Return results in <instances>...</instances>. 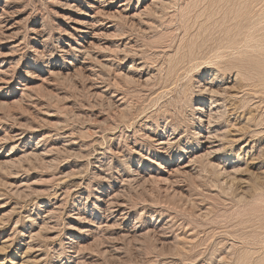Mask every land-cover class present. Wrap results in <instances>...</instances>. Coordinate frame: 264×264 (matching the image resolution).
I'll return each instance as SVG.
<instances>
[{"label":"rangeland","instance_id":"374dc122","mask_svg":"<svg viewBox=\"0 0 264 264\" xmlns=\"http://www.w3.org/2000/svg\"><path fill=\"white\" fill-rule=\"evenodd\" d=\"M0 89V264H264V0H0Z\"/></svg>","mask_w":264,"mask_h":264},{"label":"bare ground","instance_id":"6f19581e","mask_svg":"<svg viewBox=\"0 0 264 264\" xmlns=\"http://www.w3.org/2000/svg\"><path fill=\"white\" fill-rule=\"evenodd\" d=\"M69 1H70V0H69ZM72 1H73V0H72ZM81 12H82V11H81ZM3 14H4V13H3ZM81 14H82V13H81ZM7 18H8V17H7ZM7 18H6V19H7ZM3 20H4V19H3ZM81 20H82V19H81ZM81 20H80V21H81ZM91 20H92V19H91ZM82 21H83V20H82ZM78 22H79V21H78ZM85 22H86V21H85ZM89 22H90V21H89ZM75 23H76V21H75ZM81 23H82V22H81ZM90 23H91V22H90ZM82 24H83V23H82ZM93 25H94V24H93ZM5 26H6V25H5ZM9 27H10V26H9ZM11 27H12V26H11ZM93 27H94V26H93ZM4 29H5V28H4ZM75 29H77V28H75ZM90 29H91V28H90ZM2 31H3V30H2ZM74 31H75V30H74ZM80 31H82V30H80ZM77 32H79V31H77ZM77 32H76V33H77ZM80 33H81V32H80ZM4 34H5V33H4ZM72 34H73V33H72ZM81 35H82V33H81ZM86 35H87V34H86ZM91 35H92V34H91ZM78 36H79V35H78ZM40 37H41V35H40ZM92 37H93V36H92ZM75 38H76V37H75ZM88 38H89V37H88ZM89 39H90V38H89ZM31 40H32V39H31ZM90 40H91V39H90ZM90 40H89V41H90ZM85 41H86V39H85ZM85 43H86V42H85ZM87 43H88V42H87ZM42 45H43V43H42ZM87 46H88V45H87ZM91 46H92V43H91ZM11 48H13V47H11ZM86 48H87V47H86ZM61 49H62V47H61ZM74 49H75V48H74ZM83 50H84V49H83ZM9 51H10V50H9ZM73 52H74V51H73ZM83 53H84V52H83ZM9 54H10V53H9ZM72 54H73V53H72ZM87 55H88V52H87ZM77 56H78V55H77ZM73 60H74V59H73ZM2 61H3V60H2ZM77 63H78V62H77ZM73 65H74V64H73ZM51 67H52V66H51ZM67 67H68V66H67ZM67 67H66V69H67ZM69 67H70V65H69ZM75 67H76V66H75ZM84 67H85V66H84ZM82 69H83V68H82ZM86 69H87V68H86ZM86 69H84V70H86ZM8 70H9V69H8ZM4 71H5V70H4ZM82 71H83V70H82ZM87 71H88V70H87ZM8 72H9V71H8ZM50 72H51V71H50ZM76 72H78V70H77ZM28 73H29V72H28ZM53 73H54V72H53ZM81 73H82V72H81ZM9 78H11V77H9ZM4 79H5V78H4ZM199 79H200V78H199ZM201 80H202V79H201ZM1 81H2V80H1ZM3 81H4V80H3ZM213 81H214V80H213ZM92 82H93V81H92ZM208 83H209V84H208V85H209V88H211L210 86L213 85V82H209V81H208ZM220 85H221V84H220ZM23 86H24V85H23ZM199 86H200V85H199ZM204 87H205V86H204ZM91 88H92V87H91ZM193 88H194V87H193ZM197 88H198V87H197ZM197 88H196V89H197ZM196 89H194V90L196 91ZM205 89H206V87H205ZM216 89H217V88H216ZM0 90H1V89H0ZM3 90H4V89H3ZM89 90H90V89H89ZM200 90H201V88H200ZM223 90H224V89H223ZM203 91H204V88H203L202 92H203ZM219 91H220V90H219ZM221 91H222V90H221ZM92 92H93V91H92ZM209 92H210L211 94H213V93H215L216 91H215V89H214V91L209 89ZM222 92H223V91H222ZM2 93H3V92H2ZM189 93H190V92H189ZM206 93H207V92H206ZM216 93H217V92H216ZM218 93H219V92H218ZM226 93H227V92H226ZM91 94H92V93H91ZM94 94H95V93H94ZM97 94H98V93H97ZM187 94H188V93H187ZM194 94H195V92H194ZM198 94H199V93H198ZM26 95H27V94H26ZM213 95H215V94H213ZM97 96H98V95H97ZM25 97H26V96H25ZM190 97H191V96H190ZM27 98H28V97H27ZM211 99H212V98H211ZM213 99H214V98H213ZM225 99H226V98H225ZM198 100H199V99H198ZM16 101H18V100H15V102H16ZM19 101H20V100H19ZM22 101H23V100H22ZM204 101H205V100H204ZM9 102H10V101H9ZM23 103H24V102H23ZM6 104H7V103H5V105H6ZM9 104H10V103H9ZM20 104H21V102H20ZM216 104H218V103H216ZM182 105H183V104H182ZM213 105H214V104H213ZM213 105H212V106H213ZM223 105H224V104H223ZM178 107H179V106H178ZM210 107H211V106H210ZM176 108H177V107H176ZM179 109H180V107H179ZM216 109H217V108H216ZM225 109H226V106H225ZM230 109H231V108H230ZM200 110H201V108H200ZM211 110H212V109H211ZM218 110H219V109H218ZM197 112H199V111H197ZM215 112H216V111H215ZM212 113H213V112H212ZM229 113H230V112H229ZM219 114H220V113H219ZM0 117H2V116H0ZM3 117H4V116H3ZM206 117H207V115H206ZM210 117H211V115H210ZM211 118H212V117H211ZM196 120H197V123L201 121V119H199V117H198ZM207 120H208V119H207ZM213 120H214V119H213ZM207 123H208V122H207ZM211 123H212V122H211ZM10 131H11V130H10ZM211 133H212V131H211ZM198 135H199V134H198ZM213 136H214V135H213ZM216 137H217V136H216ZM19 138H20V137H19ZM6 139H8L7 136H5L2 140H6ZM226 139H227V138H226ZM2 140H0V145L2 144ZM195 142H196V141H195ZM228 142H229V141H228ZM231 142H232V141H231ZM26 145H27V144H26ZM198 145H199V144H198ZM0 150H1V149H0ZM252 150H253V149H252ZM252 150H251V151H252ZM36 151H37V150H36ZM218 151H219V149H218ZM33 152H34V151H33ZM33 152H31V153H29V154L26 153V155L23 154V155H24L23 159L25 158V160H29L30 157L33 156ZM249 152H250V150H249ZM36 153H37V152H36ZM214 153H215V152H214ZM250 153H251V152H250ZM36 155H37V154H36ZM36 155H35V156H36ZM205 155H206V154H205ZM210 155H211V154H210ZM14 156H15V155H14ZM37 156H39V155H37ZM37 156H36V157H37ZM203 156H204V155H203ZM211 156H212V155H211ZM200 157H201V156H200ZM3 159H4V158H3ZM16 159H17V158H16ZM39 160H40V159H39ZM21 161H22V160H20V161L18 160V162H21ZM251 162H252V161H251ZM14 163H15V161H13L11 158H8V159H6L5 161H4V160H3L2 162L0 161V168H7V167H10V166L13 165ZM210 163H211V162H210ZM213 163H214V162H213ZM15 164H16V163H15ZM215 164H216V163H215ZM215 164H213V165H215ZM218 166H219V164H218L216 167H214V168L217 169ZM221 169H224V168H221ZM2 170H3V169H2ZM9 170H10V169H9ZM222 171H223V170H222ZM208 172H209V171H208ZM220 172H221V171H220ZM148 175H149V174H148ZM149 176H150V175H149ZM137 177H138V176H137ZM137 177H136V178H137ZM136 178H135V179H136ZM138 178H139V177H138ZM140 181H141V180H140ZM114 191H115V190H114ZM120 194H121V193H120ZM104 200H106V199H104ZM108 203H109V202H108ZM117 204H118V203H117ZM103 206H104V205H103ZM96 208H97V207H96ZM106 208H107V207H106ZM119 208H120V207H119ZM114 209H115V208H114ZM114 209H113V210H114ZM122 209H123V208H122ZM118 212H119V211H118ZM116 216H117V215H116ZM116 216H115V217H116ZM47 217H48V215H47ZM107 218H108V217H107ZM123 218H124V216H123ZM123 218H122V219H123ZM45 219H46V218H45ZM119 219H120V218H119ZM117 220H118V219H117ZM33 221H34V220H33ZM33 221H32V222H33ZM45 224H46V223H45ZM45 226H46V225H44V228H45ZM46 227H47V226H46ZM41 228H42V226H41ZM41 228H40V229H41ZM76 229H77V228H76ZM79 230H80V229H79ZM79 230H78V231H79ZM81 230H82V229H81ZM128 232H129V231H128ZM133 233H134V232H133ZM30 234H31V233H30ZM30 234H29V235H30ZM128 234H129V233H128ZM22 235H23V234H22ZM33 238H34V237H33ZM34 239H36V238H34ZM31 240H32V239H31ZM131 240H132V239H131ZM7 245H8V244H7ZM28 245H31V244H27V246H28ZM1 247H2V246H1ZM1 247H0V248H1ZM4 247H5V246H4ZM81 247H82V246H81ZM5 248H6V247H5ZM76 248H77V247H76ZM7 249H8V248H7ZM30 249H31V248H30ZM28 250H29V249H28ZM75 250H76V249H75ZM77 251H78V250H77ZM28 253H29V252H28ZM24 254H26V252H25ZM13 256H14V255H13ZM19 257H20V256H19ZM19 260H20V258H19ZM21 260H22V258H21ZM22 261H23V260H22ZM74 261H75V260H74ZM76 262H77V261H76ZM12 264H13V263H12ZM22 264H23V263H22ZM78 264H79V263H78Z\"/></svg>","mask_w":264,"mask_h":264}]
</instances>
